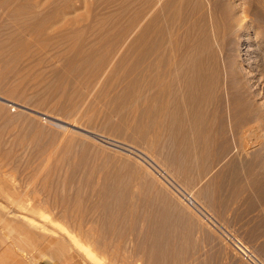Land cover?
<instances>
[{
    "label": "rangeland",
    "instance_id": "1",
    "mask_svg": "<svg viewBox=\"0 0 264 264\" xmlns=\"http://www.w3.org/2000/svg\"><path fill=\"white\" fill-rule=\"evenodd\" d=\"M13 1L4 3L0 0V44L10 36L17 37V35H21L25 37L26 43L31 46L33 51L39 50L40 52L27 58H20L22 63L18 62L20 59L14 58L18 64L12 58V60L10 59L12 64L10 61L7 64L0 62V68L2 69L8 66L13 67L14 64L18 68L32 69L29 71L30 75H26L28 79L23 76L25 83L24 81H17L16 85V81L13 84L14 79H12L10 83L3 85L4 89L2 87V90H0V140L2 139L1 143L3 142L0 143V149L2 150H0V264H107V262L111 264V259H107V262H105L96 255L91 256L90 259V255L88 257L77 246L68 247L65 256L56 262L48 257L34 259L36 253L40 249L44 250L47 244L44 241L37 240L39 239L37 238L39 232L47 236L51 234L58 235V237L66 235L64 230L67 224L64 220L60 219L57 222H52L49 217L45 219L47 217L45 212L35 207L38 202H43L42 199L48 202L50 197L49 202L54 204L51 203L53 209L56 207L62 210V204L65 205V202H62L61 199L63 198V192L66 190L64 180L66 172L65 169L62 170L63 174L61 175L60 170L68 166L62 165L60 155L62 158L65 156V161L82 164L86 171L78 165L81 169L79 170L80 174L87 177L88 175L90 177L94 176L93 178H96V181L92 179L95 184H97L96 182L105 183L103 181L108 179L109 182L107 183L119 187L123 186L124 188L127 186L126 189H132L130 190L131 193L135 190L133 193L136 194L137 190L143 191L146 195L147 193H155L156 196L158 189L159 192L160 190L164 192V195L167 196L168 194L167 197L170 200L166 198L170 202L172 200L173 206L176 205L175 207L181 210L184 215V219L182 218L183 220L181 219L179 223L181 227H179V230L183 231H179L182 236L179 234L176 237L173 244V247H176H174L175 250L172 249L174 252L179 250L184 252L183 260L179 261L178 264H250L242 257L236 246H240L239 241L247 245L264 263V5L260 3L261 1L211 0V6L215 8L214 19L209 15L210 6L208 5V8H205L208 11L205 10L204 14L208 12V19H212L207 25L208 33L214 37L216 42H219L218 63L221 70V79L216 100L206 106L207 116L198 120L187 113L189 115L182 121L191 141L196 140L194 132L196 123L206 128L205 139L210 144L206 158L204 162L196 161V159L193 165L180 161H175L179 162L178 164L175 162H173L174 164L170 163L173 160L170 157H173L172 150L174 148L171 150L169 145L162 143L165 142V139L162 137L163 129L161 126H166L167 121L165 120L160 119V122L155 125L146 123L142 126L143 131L140 130L139 134L133 136L126 129L112 130L114 128H109L108 130L100 129L101 131H98L85 126L79 129L72 126L73 119L66 118L59 112L49 109V105L56 102L55 98L45 100V97H43V100L38 102L33 98V100L31 99L35 94L34 88L36 86L34 85L38 84L32 74L39 73L42 74L40 77H49L51 66L60 67L61 64L55 60L57 59L56 51L52 48L41 51L42 45L36 42L32 31L24 28L26 25H20L22 22L11 16V14L15 10L23 8L21 11L27 13L26 16L29 15L28 12L31 13L32 11L40 16H45L47 12L55 10L60 22L58 20L54 22L52 29L51 25L50 27L48 24V26L44 25L48 36L58 35L61 30V32L76 31L78 37L82 33L81 28L82 31L84 28L85 32L81 34V37H83V34L84 37L87 34V36L94 38L98 35L100 26L98 25L100 21L95 17L102 18L112 14L115 10L113 4L103 5L101 0ZM29 2L31 6H29ZM100 3L102 4L100 5ZM27 4L30 8H27ZM260 5H263V10ZM21 14L24 16V13ZM62 14L66 18L62 17ZM105 25L109 28L112 27L111 22ZM15 26L17 27L15 28ZM55 29L58 30L55 31ZM78 32L80 33L78 34ZM61 42L65 41L62 40ZM6 47L8 48V50L7 48L4 49L6 52H9L11 48L17 50L16 47L13 48L11 45ZM39 79L41 80V78ZM26 84L27 88L25 87ZM23 89H26L25 92ZM106 90H110L108 92L112 94L117 89L113 90L108 87ZM89 91L90 93L86 90L91 94L92 90ZM96 91L98 92V90H94L95 93ZM94 92L90 97H88V94L87 98H90L89 100H92L93 97L96 98L93 96ZM95 93L94 95L97 94ZM30 100H32V103H29ZM185 104L181 103L182 108L186 109L187 112H191L192 105L187 106L188 103ZM136 106H139V108H136ZM151 106L161 108V104L157 102H139L133 104L135 108L134 110L130 108V113L125 111V115L123 113L124 117L122 114L117 117H115L117 114L113 115L112 122H123V125L127 124L128 119L139 122L142 117L139 109ZM132 110L134 113H132ZM85 119H82L81 122V119H79L78 122L83 125ZM90 132L97 135H92ZM141 133H143V136ZM19 135H22L21 139ZM24 138H26V146L28 145V147H25V143L22 142ZM15 139H17L16 141L21 140L25 148H21L23 144L21 143V145L19 142H17V144L19 143V147H17L18 145L14 142ZM51 139L52 141H50ZM70 141L73 142L72 145H75V147L71 145ZM38 142L39 145H42L41 147L38 145L36 148ZM64 142L66 146H69H67L68 149ZM68 142H70V145ZM29 145L32 147L34 145L35 148L30 146L31 149ZM62 146H65L69 152L66 149L64 151ZM71 146L73 150L70 151ZM9 147H11L10 149L14 148L15 151L14 149L10 150ZM191 147L192 149L195 148L194 150L197 149L195 145ZM39 149L42 153L36 151ZM18 150L23 153L21 159H24L27 163L29 162L28 164L22 161L24 166L21 165V160L16 157L17 153L20 156ZM30 150H33L34 154L37 152L38 154L35 155L39 158L34 156ZM59 150L66 152L67 156ZM131 150H134L136 155ZM78 151L79 154L77 153V155L76 152ZM26 152L29 153L26 154ZM55 152L60 155L55 154L53 158L50 157V153ZM168 153L172 155L170 156ZM3 155L4 158L9 159L4 160ZM167 155L170 157L168 158ZM83 156L86 159L82 158L85 162L81 161V163L79 157ZM13 157L16 160L18 159L16 166L13 165L16 162ZM26 157H30V161ZM34 159L36 160L33 161ZM9 160L14 161L9 162ZM180 163H182L181 167L179 166ZM56 166L58 167L57 170ZM58 174L61 176L59 177L61 180L58 178ZM48 179L55 181L51 182ZM112 179H116L115 182ZM121 181L124 183H121ZM125 181H127V184ZM119 182L122 186L119 185ZM52 186L54 189H52ZM148 186H153V189ZM68 187L70 186L67 185L66 188ZM63 188L62 192L61 189ZM154 188H156L155 192ZM57 189L58 192L55 191ZM59 190L61 191L59 192ZM152 194L147 196L155 197ZM55 200H58V203L55 204ZM22 206H25V208ZM80 211H74L78 220L81 217ZM129 248L128 251H132V247ZM128 251L124 248L121 251V253L126 254L125 256L122 253L125 256H123V259H127V263L128 260L135 261L132 257L127 256L129 255ZM120 258L118 257L117 264H125L122 257ZM134 264L136 263L134 262Z\"/></svg>",
    "mask_w": 264,
    "mask_h": 264
},
{
    "label": "bare ground",
    "instance_id": "2",
    "mask_svg": "<svg viewBox=\"0 0 264 264\" xmlns=\"http://www.w3.org/2000/svg\"><path fill=\"white\" fill-rule=\"evenodd\" d=\"M2 1L6 3L12 2L13 0ZM260 1V3L264 5V0ZM101 2L103 5L113 4L115 10L113 9L114 12L106 17H95L100 21L98 24L100 26L98 29L99 33L96 37L94 36V38H92V36H87V34H85V37L84 34L83 37H81V34L85 32L84 28L83 31L81 28V34L78 32V37L75 33L76 31L61 32V30L60 34H58L60 36H48L45 31L46 29H44V25L48 24L49 27L51 25V29L53 28V23L58 20V15L55 10L49 13L46 11L47 14L45 13V16H40L36 14L35 11L31 13L28 12L29 15L26 16L25 14L27 13L21 11L23 8L21 10H15L13 13L10 11L12 13H10L11 16H14L22 22H20V25H26L24 28L32 31L36 42L42 45L41 51L49 48L56 51L55 55L57 59L55 60L61 64L60 67L56 65L51 66L49 77H40L42 74L39 73L32 74V77H35L38 84L34 85L36 86L34 88L35 94L31 99L33 98L38 102L42 101L43 97H45V100L55 98L56 102L50 104L49 109L59 112L66 118L73 119L72 126L79 129H81L82 126L98 131L100 129L108 130L109 128H114L112 130L126 129L133 136L134 134H139L138 132H140V130L143 131L142 126L144 124L150 123L151 125H155L160 122V119L163 121L165 120L167 121L166 126H161L163 129L162 137L165 139V142L162 143L169 145L171 150L174 148V150H172L173 155L168 153L173 157L167 155L168 158L170 157V159H173L170 163L174 164L173 162L180 161L193 165V163L198 160L204 162L210 145L207 139H205V126L199 123H196L195 127L193 125L196 140L191 141L182 121L189 114L198 120L206 117V106L216 100L220 88L221 70L218 63L219 42L214 40V37L208 33L207 29L208 22L215 18V8L211 6V0H101ZM102 3H100V5ZM208 5L211 10L209 15L212 19H208V12L204 14L205 10L208 11V9H205ZM263 5H260V7L262 8ZM29 6H31L30 2ZM29 6L27 4V8H30ZM27 10L29 11L30 9ZM20 11L24 13V16ZM63 14L62 17H65ZM8 16L10 15L8 14ZM11 18L15 20V18ZM106 22H111L112 27L109 28L105 25L107 24ZM16 27L17 26H15V28ZM56 27L58 26L56 25ZM20 29L24 31L23 28L20 27ZM57 30L55 29V31ZM24 38L25 37L21 35H17V37L10 36L3 40L4 42L0 44V51H3L0 52V62H5V64H7L10 61L12 64V59L16 61L14 58L23 59L40 52L39 50L33 51ZM62 40L65 42H61ZM7 45H11L13 48L16 47L18 51L12 48L9 52L4 51ZM21 59L20 61L18 60V62H21ZM18 62L16 61L15 63L18 64ZM30 70L32 69L18 68L15 64L13 67L8 66L4 69L0 68V90H2L1 88L3 85L8 84V82L10 83L12 79H14L13 84L14 81H16L15 84L24 81L25 77L28 79ZM39 78H41V80ZM21 84L23 85V83ZM26 86L27 84L25 87ZM108 87L109 89L117 90L113 91L111 94L109 93L110 90H108L109 92L106 90ZM90 89L92 92L98 90V92L96 91L97 94L94 92L96 95L93 93V96L96 98L93 97L94 99L92 98V100L87 98ZM23 90L25 92L26 89ZM86 90H88L89 93L86 92ZM92 92L88 97L92 95ZM8 95L10 96L11 94ZM108 97L110 99L106 100ZM32 100H30L29 103H32ZM144 101L145 103L146 101L151 103L157 102L161 104V108L151 106L139 109V113L142 116L139 122L129 119L127 120V124L125 123L124 125L123 122H112L113 115L115 116V114H117L115 116L117 117L122 114L123 116V113L125 115V111L130 113V110H134L135 108L133 104L135 105L136 103ZM184 102L188 103L187 106L190 104L192 105L191 112H187L186 109L182 108L183 105H181V103L185 104ZM130 105L132 106L130 107ZM34 106L36 105L34 104ZM136 108H139V106H136ZM132 113H134V111ZM84 118H86V121L81 125L80 122ZM79 119H81L80 122H78ZM90 133L92 135H97L94 132ZM142 134L143 133H141V135ZM21 136L19 135L20 139ZM16 138H18V136H16ZM16 140L17 139L14 140L16 145L24 142L25 147H28V145L26 146V138H24L22 142L21 140ZM50 141H52V139ZM17 142L19 143L17 144ZM65 142L67 143L66 139ZM70 142H68L69 145ZM72 144L73 142H71V145ZM38 145L39 142L35 147L37 148ZM41 145L39 146L41 147ZM166 145L164 146L165 148ZM193 145L196 146V150H194L195 148L192 149L191 146ZM22 146L21 148H25L24 144ZM30 146L31 145H29V148L32 147ZM65 146H62V148L64 147L63 150L66 149ZM72 146L75 147V145ZM17 147H19V145ZM10 148L11 147H9V149ZM41 149L36 151L42 153L40 152ZM69 150H73V147ZM6 151L3 152L5 153ZM14 151L13 153H15ZM32 151L30 150V152ZM64 151L62 154L64 153V155H66L67 153ZM37 152H35V154ZM131 152L136 155L134 150H131ZM7 153L9 152L7 151ZM28 153L26 152V154ZM77 153L79 154V151L76 152V154ZM21 154L23 155L22 151L20 156H18L17 153L16 157L19 158L21 162H25L24 159H21ZM35 154L33 153L34 156L37 155ZM55 154L57 153H50V157L53 158ZM76 154H74V156L78 158V154ZM4 155L2 157L5 160L7 157L4 158ZM13 158L15 159V157ZM28 158V161H30V157ZM64 158L60 155L61 163H63L62 165L68 167L61 169L60 172L62 175V170L65 169V185L66 187L67 185L70 186L68 188L65 187L66 190L64 192V188L61 189L64 198V200L63 198L61 200L65 202V205L62 204V210L61 208L54 207L55 210H61L55 211L52 206L53 203L51 202V204L49 202L51 200L49 196L48 202L42 199L43 202H38L35 207L45 212L47 216L45 219L49 217L52 222H57L60 219L64 220L67 224L64 230L66 231V235L61 236L59 234L60 237H58V235L51 234L47 236L39 232V237L36 236L39 239H36L40 242L44 241L47 244L44 250L40 249V251L36 253L34 259H44L48 257L50 260L56 262L65 256L68 247L77 246V248L84 251L87 256L90 255V257L88 256L90 259L91 256L96 255L100 260L105 262H107V259H111V264H117V260L121 259L120 257L123 259L126 254L122 252L124 256L121 251H123V248L128 251L129 247H132V251H128L129 255L127 256L132 257L135 261L132 262L128 260L129 262L127 263V259H123L125 264H134V262L136 264L139 262V264H178L179 261L183 260L182 256H184V252L180 250L174 252L172 249L176 247H173L176 237H178L179 234L182 236V233L179 232L182 231L179 230V223L184 215L181 210L175 207L176 205L173 206L172 200L171 202L169 201L170 199L167 197L168 194L166 196L164 192H161V190L159 192L158 189L156 196L154 195L155 193H151L155 196L153 198L147 196H151V194L147 193L146 195L143 191L136 190L135 194L133 193L135 190H133L131 193L130 190L132 189L128 190V188L126 189L127 186H125V188L122 186L121 183L123 181H121V183L119 182V185L122 187L107 183L109 182L108 179L107 181H103L105 183L96 182L97 184H95L93 181L94 176L90 177L87 174L88 177L85 175L84 177L83 174H80L79 170L82 169V164L80 165L73 161V163H70V161H65ZM79 158L82 159L84 156ZM8 159L9 158H7L6 161ZM81 159H79L80 162H83V159ZM35 160L36 159L33 161ZM13 161L9 160V162ZM17 161L18 159L13 165H15ZM53 161L55 160L53 159ZM24 162H22L21 165ZM175 163L178 164L179 162ZM181 164L182 163H180L179 166ZM53 165L55 164L53 163ZM78 165H80L81 169ZM83 168L85 170V167ZM57 169L58 167L56 170ZM59 174L58 178L61 177ZM91 175L93 174L91 173ZM59 179L61 180V178ZM109 180L111 181L110 177ZM50 181L54 182L55 180ZM125 182L127 184V181ZM59 183L58 181V184ZM47 185L49 186V184ZM56 188H58V186ZM46 189L45 187V190ZM52 189H54L53 186ZM58 189L55 191L58 192ZM61 190H59V192ZM155 190L156 188H154V192ZM56 198L58 197L56 196ZM56 202L58 203V200H55V204ZM73 206L76 209H73ZM22 207L25 208V206ZM75 210L80 211V220L76 219ZM176 242L179 243L178 241Z\"/></svg>",
    "mask_w": 264,
    "mask_h": 264
},
{
    "label": "built area",
    "instance_id": "3",
    "mask_svg": "<svg viewBox=\"0 0 264 264\" xmlns=\"http://www.w3.org/2000/svg\"><path fill=\"white\" fill-rule=\"evenodd\" d=\"M189 199V198H188ZM193 205V203H192ZM239 245H236L242 255V257L247 260L250 264H264L247 245L239 241Z\"/></svg>",
    "mask_w": 264,
    "mask_h": 264
}]
</instances>
